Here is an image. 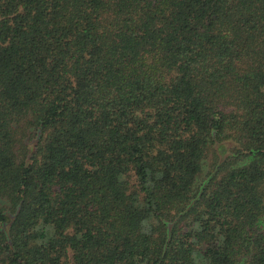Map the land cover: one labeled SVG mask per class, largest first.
<instances>
[{
  "label": "trees",
  "instance_id": "16d2710c",
  "mask_svg": "<svg viewBox=\"0 0 264 264\" xmlns=\"http://www.w3.org/2000/svg\"><path fill=\"white\" fill-rule=\"evenodd\" d=\"M0 264H264V0H0Z\"/></svg>",
  "mask_w": 264,
  "mask_h": 264
}]
</instances>
